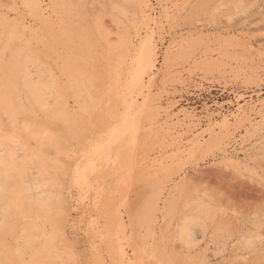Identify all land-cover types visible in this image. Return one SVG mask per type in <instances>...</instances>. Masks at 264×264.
Masks as SVG:
<instances>
[{
    "label": "rangeland",
    "instance_id": "rangeland-1",
    "mask_svg": "<svg viewBox=\"0 0 264 264\" xmlns=\"http://www.w3.org/2000/svg\"><path fill=\"white\" fill-rule=\"evenodd\" d=\"M0 264H264V0H0Z\"/></svg>",
    "mask_w": 264,
    "mask_h": 264
},
{
    "label": "bare ground",
    "instance_id": "bare-ground-1",
    "mask_svg": "<svg viewBox=\"0 0 264 264\" xmlns=\"http://www.w3.org/2000/svg\"><path fill=\"white\" fill-rule=\"evenodd\" d=\"M22 58H23V56H22ZM22 60V59H21ZM42 96V95H41Z\"/></svg>",
    "mask_w": 264,
    "mask_h": 264
}]
</instances>
